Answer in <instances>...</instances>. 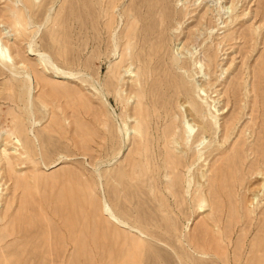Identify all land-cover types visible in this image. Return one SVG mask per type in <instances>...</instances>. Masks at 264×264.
Returning a JSON list of instances; mask_svg holds the SVG:
<instances>
[{"label":"rangeland","instance_id":"rangeland-1","mask_svg":"<svg viewBox=\"0 0 264 264\" xmlns=\"http://www.w3.org/2000/svg\"><path fill=\"white\" fill-rule=\"evenodd\" d=\"M258 1L0 0V264H264Z\"/></svg>","mask_w":264,"mask_h":264},{"label":"bare ground","instance_id":"bare-ground-1","mask_svg":"<svg viewBox=\"0 0 264 264\" xmlns=\"http://www.w3.org/2000/svg\"><path fill=\"white\" fill-rule=\"evenodd\" d=\"M261 1V0H260ZM259 1L257 0V4H258V6H260L259 4L261 3H258ZM259 10V9H258ZM257 14H258V12H257ZM256 16V15H255ZM15 17H17V15H15ZM262 17V16H261ZM260 17V18H261ZM256 18V17H255ZM1 24H4V21L2 22V20H1V22H0V25ZM18 25V24H17ZM261 28V27H260ZM264 28V27H263ZM6 30V32L7 33H9V31H7V29H5ZM5 30H3V31H5ZM262 30V29H261ZM243 32V31H242ZM246 32V31H245ZM5 34V33H4ZM248 34V33H247ZM260 34V33H259ZM262 34V33H261ZM6 35V34H5ZM238 35H240V33L238 34ZM256 35V34H255ZM258 36V35H257ZM262 36V35H261ZM241 37V36H240ZM252 38H253V35H252ZM246 40H247V37L245 38ZM244 39H242V41H243ZM246 40H245V42H246ZM249 40V39H248ZM251 41V40H250ZM255 41H257V40H255ZM252 42H254V41H252ZM251 43V42H250ZM261 44V43H260ZM247 45V44H246ZM257 45V44H256ZM152 46V45H151ZM264 46V45H263ZM254 47H255V42H254ZM156 48V47H155ZM151 49V48H150ZM253 49V48H252ZM29 50L31 51V52H33V53H38V54H36L37 55V57H38V59H39V61H40V63L41 64H43L44 66H46V67H51V69L53 70V72H54V74H56V75H66V74H68L66 71H64L63 69H61V67L59 68V66H57L56 64H54L53 62H52V59L49 57V55H47L46 53H43V52H41L39 49H37V48H35V45H34V41H31L30 43H29ZM264 51V50H263ZM151 52H152V49H151ZM155 54V53H154ZM151 55V54H150ZM148 56H149V53H148ZM145 57V56H144ZM262 57H264V54L262 55ZM152 59H153V57H152ZM141 60V59H140ZM155 60V59H154ZM0 61L4 64V65H7L8 67H9V65H13L14 64V62H15V59H14V57H13V54H12V51H11V49H10V46H8V45H6V43L5 42H3V40H2V38L0 37ZM154 62V61H153ZM153 62H151V63H153ZM39 63V64H40ZM201 64H202V62H200ZM258 63H259V61H258ZM262 63H264V60H262ZM152 65V64H151ZM150 65V66H151ZM154 66V65H153ZM148 67V66H147ZM156 67V66H155ZM155 67H153V69L155 68ZM165 68V67H164ZM154 70H157V69H154ZM255 70V69H254ZM257 70H258V68H257ZM158 71V70H157ZM159 71H160V69H159ZM163 71V70H162ZM165 71V70H164ZM168 71V70H167ZM261 71V70H260ZM264 71V70H263ZM152 72V71H151ZM162 73V72H161ZM262 73V72H261ZM70 74V73H69ZM68 74V75H69ZM152 74V73H151ZM70 75H74V74H70ZM165 75V74H164ZM259 75H262V74H259ZM31 75H30V73L29 74H27L26 75V77L25 78H27V77H30ZM75 76V75H74ZM73 76V77H74ZM242 77V76H241ZM256 79V78H255ZM258 79H260V78H258ZM29 80V79H28ZM260 81H261V79H260ZM263 81V80H262ZM31 82V81H30ZM98 84V83H97ZM263 84V83H262ZM253 85H255V83L253 84ZM264 85V84H263ZM260 87H262V86H260ZM264 87V86H263ZM253 88V87H252ZM201 89V88H200ZM205 89V88H204ZM204 89H202V91L204 90ZM254 90V89H253ZM252 90V91H253ZM27 92V91H26ZM260 92V91H259ZM263 92V91H262ZM253 93V92H252ZM255 93V92H254ZM256 94L258 95V90H256ZM262 96V95H261ZM256 97V96H255ZM105 99H106V101L108 102V99L105 97ZM261 99H264V97H260L259 95H258V98L257 99H255L257 102L256 103H259V102H261ZM29 100V99H28ZM242 101V100H241ZM108 104H109V102H108ZM262 105H263V103H261ZM257 105V104H256ZM241 106V105H240ZM264 106V105H263ZM262 106V107H263ZM255 107V106H254ZM242 108V107H241ZM264 108V107H263ZM218 109V108H217ZM254 109V108H253ZM259 109V108H258ZM263 110V109H262ZM262 112H264V111H262ZM264 120V119H263ZM188 123V125H189V128H191L192 130H193V124H190L189 122H187ZM216 124V123H215ZM208 127V126H207ZM264 127V126H263ZM263 130V129H262ZM191 131V130H190ZM264 131V130H263ZM205 132V131H204ZM264 134V133H263ZM244 137V136H243ZM260 138H262V137H260ZM263 138H264V135H263ZM263 140V139H262ZM259 141H261V140H259ZM240 144V143H239ZM260 149H264V142L262 141L261 142V144H260ZM259 149V148H258ZM239 150V149H238ZM238 150L236 149L235 150V152H236V154H238L239 152H238ZM235 154V155H236ZM232 155V154H231ZM261 156V155H260ZM228 158H224L223 160H221V162L219 163V165L218 166H216V165H214L213 166V168L211 169V171H212V176H213V178L211 179V195L214 197L215 196V193H216V190H217V185L221 188V189H223V186L225 185V176H226V173H227V169H225V165H227L228 167L229 166H232L233 165V163L235 162L236 163V159H234V155L233 156H231V157H229V156H227ZM243 159V158H242ZM229 170V169H228ZM234 170V169H233ZM218 174H220L219 176H221V184L219 185L218 183L216 184V179H214V178H216V177H218ZM263 174V173H262ZM263 182H264V179H263ZM262 182V183H263ZM262 186H264V184H262ZM221 191H223V190H221ZM255 189L253 190V194H255ZM104 207H105V210L106 211H109L108 212V214H110L111 213V209H110V206L108 205V203L105 201V205H104ZM227 208V207H226ZM112 214V213H111ZM113 216H114V214H113ZM113 216H111V217H113ZM116 216H114L113 218H115ZM117 220L119 221V222H121V224H123V225H127L126 223L127 222H123V221H121V220H119L118 218H117ZM259 221H262V231H261V233L259 234V237L257 238V242L256 243H254V245H256L257 243H258V240H259V244H261L262 243V241H264V214H263V216L262 217H260L259 218ZM253 223V222H252ZM254 225V224H253ZM129 226V225H128ZM213 235H215V233L213 232ZM257 250H259V248H257L256 247V249L255 248H253V250H252V253H251V256L249 257V258H253V257H255L254 255H255V251H257ZM230 256H232V255H230ZM243 261V260H242Z\"/></svg>","mask_w":264,"mask_h":264}]
</instances>
